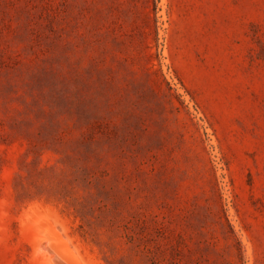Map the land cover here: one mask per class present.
I'll return each mask as SVG.
<instances>
[{
    "label": "rangeland",
    "instance_id": "obj_1",
    "mask_svg": "<svg viewBox=\"0 0 264 264\" xmlns=\"http://www.w3.org/2000/svg\"><path fill=\"white\" fill-rule=\"evenodd\" d=\"M0 264H264V0H0Z\"/></svg>",
    "mask_w": 264,
    "mask_h": 264
},
{
    "label": "bare ground",
    "instance_id": "obj_2",
    "mask_svg": "<svg viewBox=\"0 0 264 264\" xmlns=\"http://www.w3.org/2000/svg\"><path fill=\"white\" fill-rule=\"evenodd\" d=\"M53 257V256H52Z\"/></svg>",
    "mask_w": 264,
    "mask_h": 264
}]
</instances>
